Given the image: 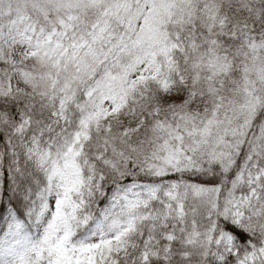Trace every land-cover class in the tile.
Returning a JSON list of instances; mask_svg holds the SVG:
<instances>
[{
    "label": "snow or ice",
    "instance_id": "6c2138e0",
    "mask_svg": "<svg viewBox=\"0 0 264 264\" xmlns=\"http://www.w3.org/2000/svg\"><path fill=\"white\" fill-rule=\"evenodd\" d=\"M0 264H264V0H0Z\"/></svg>",
    "mask_w": 264,
    "mask_h": 264
}]
</instances>
